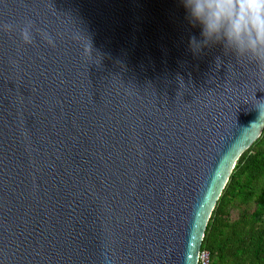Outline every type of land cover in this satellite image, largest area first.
<instances>
[{
  "label": "water",
  "instance_id": "obj_1",
  "mask_svg": "<svg viewBox=\"0 0 264 264\" xmlns=\"http://www.w3.org/2000/svg\"><path fill=\"white\" fill-rule=\"evenodd\" d=\"M199 34L180 0H0V264H198L264 131V64Z\"/></svg>",
  "mask_w": 264,
  "mask_h": 264
},
{
  "label": "trees",
  "instance_id": "obj_2",
  "mask_svg": "<svg viewBox=\"0 0 264 264\" xmlns=\"http://www.w3.org/2000/svg\"><path fill=\"white\" fill-rule=\"evenodd\" d=\"M255 203L253 213L229 220L234 203ZM202 250L212 264H264V131L237 163L206 230Z\"/></svg>",
  "mask_w": 264,
  "mask_h": 264
},
{
  "label": "clouds",
  "instance_id": "obj_3",
  "mask_svg": "<svg viewBox=\"0 0 264 264\" xmlns=\"http://www.w3.org/2000/svg\"><path fill=\"white\" fill-rule=\"evenodd\" d=\"M186 19L199 27L192 35L193 54L221 46L225 54L238 60L264 64V0H180ZM9 29L13 25H7ZM25 44L33 42V25L28 21L20 30Z\"/></svg>",
  "mask_w": 264,
  "mask_h": 264
},
{
  "label": "rangeland",
  "instance_id": "obj_4",
  "mask_svg": "<svg viewBox=\"0 0 264 264\" xmlns=\"http://www.w3.org/2000/svg\"><path fill=\"white\" fill-rule=\"evenodd\" d=\"M256 209L255 203L240 204L238 202L231 205L229 209V220L237 221L244 213H253Z\"/></svg>",
  "mask_w": 264,
  "mask_h": 264
},
{
  "label": "built area",
  "instance_id": "obj_5",
  "mask_svg": "<svg viewBox=\"0 0 264 264\" xmlns=\"http://www.w3.org/2000/svg\"><path fill=\"white\" fill-rule=\"evenodd\" d=\"M198 264H212V255L207 250H201Z\"/></svg>",
  "mask_w": 264,
  "mask_h": 264
}]
</instances>
